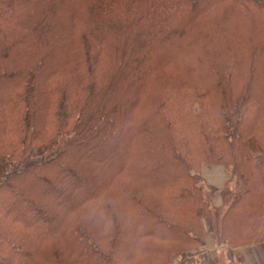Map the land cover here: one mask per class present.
<instances>
[{"label":"trees","instance_id":"16d2710c","mask_svg":"<svg viewBox=\"0 0 264 264\" xmlns=\"http://www.w3.org/2000/svg\"><path fill=\"white\" fill-rule=\"evenodd\" d=\"M202 218L264 239V0H0V264L184 261Z\"/></svg>","mask_w":264,"mask_h":264},{"label":"rangeland","instance_id":"374dc122","mask_svg":"<svg viewBox=\"0 0 264 264\" xmlns=\"http://www.w3.org/2000/svg\"><path fill=\"white\" fill-rule=\"evenodd\" d=\"M110 145L111 146L108 147V150H106L107 153L106 152L105 153L103 152V154L104 155H108V154L111 155V153H113V151H114L115 153H117V156H115V155H112V156L113 157L114 156L117 157V159L119 160V157L121 156V149H119V150L116 151L115 150V147L117 146L119 148L120 146L118 144L116 145V143L115 144H110ZM115 157L114 158L110 157L109 159H107L108 164L115 163L114 162L116 160ZM213 166H219V167H221L220 165H209V166L202 165V166H200V169L199 170H200V173L202 174V176L204 177V179L206 180V182L208 184L212 185L213 187H215L217 189V191L215 193L209 195L208 192L204 189L202 191V195H203L204 198L206 196V198L209 199V201H211L212 205L218 206V205H220L222 203L221 197H220V191L219 190L221 188H223L225 182L223 183V185H222L221 188H219V187H217V186H215L214 184L211 183L213 181L212 180H209L210 177L208 175V173H209L208 172L209 171L208 169L211 168V167H213ZM201 223H202V226H203L204 238H206V234L210 233L211 236H212V238H213V241H214V246L216 247V253H214L215 255L213 256V258L210 259L212 261L214 260L212 262V264H241V262H239V263L237 262L236 263V262H230V261H228V259L226 258V255L224 254V251H222L221 248H223V249H229V247H231V248H237V247L249 246V245H253V244L259 243V242H256V243H251V244H244V245H240V246H237V247L228 246V245H224V244H218V243H216V239H215L214 234L212 232H210V230L208 228V225L206 223V219L205 218H202L201 219ZM216 228H217V226L214 227V229H216ZM189 252H191L190 255L188 257H186V259H184V261L180 260L181 259L180 258L181 256L178 255V256L174 257L173 259H171L168 262V264H187V262L190 261V260H191V262H190L191 264H204V262H205V240H204V243L200 247H198L196 250L191 249ZM191 257H193V258L190 259ZM209 261H208V263H209Z\"/></svg>","mask_w":264,"mask_h":264},{"label":"crops","instance_id":"0c3cea01","mask_svg":"<svg viewBox=\"0 0 264 264\" xmlns=\"http://www.w3.org/2000/svg\"><path fill=\"white\" fill-rule=\"evenodd\" d=\"M209 173V180H212V184L215 186L221 188L223 183L228 177L227 171L222 166H213L208 169ZM218 173V174H217ZM220 174V175H219ZM224 254L226 255V258L230 262H241V264H264V240L262 242L249 245V246H243V247H237V248H231L229 249H223ZM216 253V247L214 246V241L210 233L206 234L205 238V262L204 264H208V261L213 258V256ZM191 257L190 259H192ZM190 261L187 262V264H191Z\"/></svg>","mask_w":264,"mask_h":264}]
</instances>
